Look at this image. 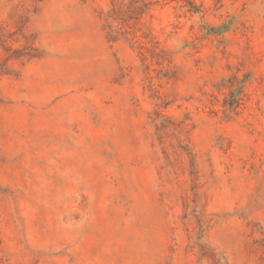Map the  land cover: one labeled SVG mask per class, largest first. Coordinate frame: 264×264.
<instances>
[{"label":"rangeland","instance_id":"374dc122","mask_svg":"<svg viewBox=\"0 0 264 264\" xmlns=\"http://www.w3.org/2000/svg\"><path fill=\"white\" fill-rule=\"evenodd\" d=\"M0 264H264V0H0Z\"/></svg>","mask_w":264,"mask_h":264}]
</instances>
